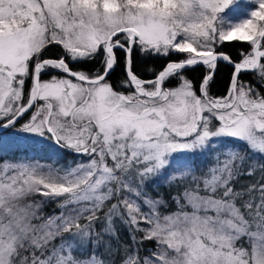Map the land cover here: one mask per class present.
<instances>
[{"label":"snow or ice","instance_id":"6c2138e0","mask_svg":"<svg viewBox=\"0 0 264 264\" xmlns=\"http://www.w3.org/2000/svg\"><path fill=\"white\" fill-rule=\"evenodd\" d=\"M234 2L0 0V131L14 130L0 156L30 154L0 159V264H264V93L241 79L264 84V0L226 22ZM233 41L250 47L239 61L218 50ZM135 53L183 58L144 79ZM221 61L233 72L216 97Z\"/></svg>","mask_w":264,"mask_h":264},{"label":"trees","instance_id":"16d2710c","mask_svg":"<svg viewBox=\"0 0 264 264\" xmlns=\"http://www.w3.org/2000/svg\"><path fill=\"white\" fill-rule=\"evenodd\" d=\"M218 50L230 55V57L232 58L233 61H239L241 59V52L250 51V47L245 42L233 41V42H225L223 44V46L220 47ZM60 51L61 50L58 46L53 45V46H50L48 49H46L43 55L46 57H56L60 54ZM184 55H186V54H184ZM121 57H122V53H121ZM182 58H183V55H170L167 58H163V57H159V56H157V57L147 56L146 57V56L139 55V53H135L134 54V70L142 78L148 79V78H151L155 74L153 71H151L152 69H155L158 71V70L162 69L168 61H178ZM262 62H264V60H262ZM72 67L73 68H82L85 71L91 72L95 68L99 67V63H98V59H97V61L86 62V63L79 64V65L73 64ZM204 71L205 70L203 67H196L194 69H189L185 73V75L188 78H190L191 80H193L195 82L197 91H198L202 76L204 75ZM232 72H233V68L229 64H227L226 62H222V61L219 62L218 69L215 72L214 82L211 84V88H210V92L213 96H216V97L223 96L227 92L229 80H230ZM43 78L48 79V75L45 74V76ZM123 78H124V70H123V63L121 62L119 65H117L115 70L111 73V75L109 76V80L112 82V84L114 86H117L119 84V81ZM241 79L250 82L256 88H258L261 93H264V84H261L258 82L254 73H246L241 77ZM176 84H177V80L172 79V80H169L167 82L166 86L173 87ZM26 91H27V89H26ZM32 111H33V109L31 110L30 113H28L17 124V127H19L20 124L24 123L29 118ZM11 131H13V129H8V130L2 132L0 134V136L3 137L4 135H6L7 133H9ZM8 140H11V139H8ZM241 147H243V145H241ZM8 153L14 157H20L21 155H30L29 153H20V152H15V153L8 152ZM73 156L74 155L72 153L65 152L64 158H63V160L60 161V163L64 164L68 159L73 158ZM254 158L261 160L262 156L261 157H254ZM0 159H3V157L0 156ZM209 161L210 160H205L204 165H206L207 162H209ZM32 199L39 200V199H41V197L37 196V197H33ZM42 209H43L42 212L45 216H49L53 212L58 213V208L56 207V205L54 203H48ZM96 227H97V230H99L101 225L97 224ZM117 228L120 231L121 238L123 240H127L128 239L127 232L123 228V226L120 227L118 225ZM113 244H115V241H113ZM153 247H154V244L151 242H146L144 245L145 249H152ZM98 254H104V247L103 246H101L98 249ZM146 254H147L146 252H141V256H144ZM104 258L107 259L106 256ZM119 259H120V257H117V261H119Z\"/></svg>","mask_w":264,"mask_h":264},{"label":"rangeland","instance_id":"374dc122","mask_svg":"<svg viewBox=\"0 0 264 264\" xmlns=\"http://www.w3.org/2000/svg\"><path fill=\"white\" fill-rule=\"evenodd\" d=\"M254 7H255V4H254L253 0H235V2L232 5H230L228 8H226L221 15H222V18L226 22L237 23L240 20L247 18L250 10L254 9ZM262 50H264V49H262ZM33 111H35V109H33ZM13 131H11V132L7 133L6 135H4L3 138L5 140L12 139V133H13ZM25 156H27V155H25ZM1 157H3V159L8 158V159H13V160L19 158V157H14V156H12L9 153H4ZM32 158H40L41 160H44L46 157L43 156V155H41V154H39V153H36ZM75 160H76V157L73 156V158L68 159L64 163V165L67 166V164H68L69 161H72L74 163ZM261 161H264V156H262ZM209 163H211V161L207 162V164L205 166H207ZM257 176H259V173H257ZM243 179L254 182L255 179H256V177H244ZM262 183H264V181H262ZM170 190L171 191H175V188H173V189L163 188L162 189V191H164L165 194H167V192L170 191ZM42 210L43 209H41V212H42ZM168 210L169 211L174 210V206H171ZM59 211H60V209H58V212ZM118 225L120 227H122V225H120L119 222H117V226Z\"/></svg>","mask_w":264,"mask_h":264},{"label":"water","instance_id":"95a60500","mask_svg":"<svg viewBox=\"0 0 264 264\" xmlns=\"http://www.w3.org/2000/svg\"><path fill=\"white\" fill-rule=\"evenodd\" d=\"M222 62H223V61H222ZM227 64H228V63H227ZM229 65H230V64H229ZM230 66L232 67V65H230ZM232 68H233V67H232ZM30 112H31V111H29L28 113H30ZM28 113H27V114H28ZM27 114H25L24 117H25ZM24 117H23V118H24ZM23 118H22V119H23ZM22 119H21V120H22ZM21 120H20V121H21ZM20 121H19V122H20ZM19 122H18V123H19ZM5 131H6V130H5ZM2 132H4V131H0V134H1Z\"/></svg>","mask_w":264,"mask_h":264}]
</instances>
